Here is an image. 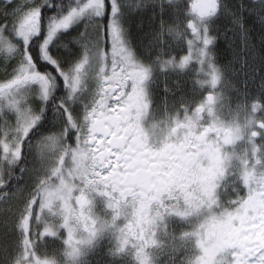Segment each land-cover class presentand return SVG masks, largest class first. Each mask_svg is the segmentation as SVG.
I'll list each match as a JSON object with an SVG mask.
<instances>
[{"label":"snow or ice","instance_id":"obj_1","mask_svg":"<svg viewBox=\"0 0 264 264\" xmlns=\"http://www.w3.org/2000/svg\"><path fill=\"white\" fill-rule=\"evenodd\" d=\"M251 2L258 7L0 0V61L8 62L0 83V190L19 221L5 264H87L104 239L112 257L134 255L136 264H159L165 254L168 264L178 254V264H264V116L256 115L264 105H240L222 118L224 98L215 90L223 72L213 52L221 15L243 41L246 13L264 26V0ZM148 13L154 28L141 50L128 25ZM184 42L188 54L174 55ZM191 63L202 77L195 83L212 91L195 108L183 94L155 107L157 77L185 73ZM163 90L175 95L167 83ZM226 179L243 194L224 206L217 190ZM95 195L104 197L107 216L94 211ZM168 217L186 229L169 232ZM61 237L46 254L49 238Z\"/></svg>","mask_w":264,"mask_h":264},{"label":"rangeland","instance_id":"obj_2","mask_svg":"<svg viewBox=\"0 0 264 264\" xmlns=\"http://www.w3.org/2000/svg\"><path fill=\"white\" fill-rule=\"evenodd\" d=\"M30 3L31 0H17L18 4ZM227 2L233 6L240 2H243L246 6L258 7L253 5L251 0H227ZM151 13L147 15L136 16L134 19L129 21V31L131 33L130 39L133 41L135 46H138L143 50L144 46L148 45L151 40V34L153 32V23L149 19ZM247 28V40L243 41L241 38L240 29L230 23L228 17L221 15L216 20L214 25L217 31L213 32V35H219L213 52L217 65L222 69L223 82L218 85L215 90L217 93L223 96V110L221 113L222 118L227 117L229 113L234 114L238 106L247 104L250 106L252 103H259L264 105V88L261 87L264 82V26H262L255 15L245 14ZM81 25L75 26L71 31V36L68 39L77 35V31ZM227 31V39H225L223 33ZM57 51H61L57 49ZM78 51V49H77ZM173 54L187 55L188 45L186 42L174 47ZM66 62V61H64ZM7 61H0V83L6 81L4 75ZM197 64L191 63L189 69L185 73L176 75L169 74L166 79L157 77L155 84L152 87V96L154 105L157 108L162 106L165 97L169 103L177 99L181 94L184 95L186 100L191 103V107L195 108L200 101H202L212 91L211 87L205 85L201 87L196 84L195 81L201 79L196 73ZM7 71H11L10 68ZM164 83H167L170 89L175 91V95L164 92ZM177 83L180 84V88L177 90ZM257 117L264 116V108L258 109L256 113ZM260 143L259 137L257 138V144ZM38 158V153L36 154ZM31 166V165H30ZM239 186V185H237ZM240 187V186H239ZM223 194V192H222ZM218 202L224 206L225 201L223 197L219 196ZM13 203L6 201L4 198L0 200V264H5L6 256L14 255L15 245L18 240V213L15 211H7L8 205ZM13 207L15 205L13 204ZM106 205L103 202L101 195L94 197L93 209L94 211L103 216ZM37 211L39 208L37 207ZM31 224H36L33 218ZM168 231L175 232L177 235L180 231L186 229V224L180 221L176 217L167 218ZM40 230H43L41 225ZM66 235V234H65ZM49 238V246L47 249L48 255H51V249L53 247L59 248L61 241ZM111 242L108 239L102 240L97 247L89 253L87 257V264H136L134 257H112L110 255ZM62 250V249H61ZM43 258V255H41ZM159 264H168L169 256L167 254L161 255L159 258ZM175 259V258H173ZM181 259L178 254L176 257L177 264ZM186 259V257H185Z\"/></svg>","mask_w":264,"mask_h":264},{"label":"trees","instance_id":"obj_3","mask_svg":"<svg viewBox=\"0 0 264 264\" xmlns=\"http://www.w3.org/2000/svg\"><path fill=\"white\" fill-rule=\"evenodd\" d=\"M49 11H51V9ZM5 191L6 190H0V200H2L4 198V192Z\"/></svg>","mask_w":264,"mask_h":264},{"label":"flooded vegetation","instance_id":"obj_4","mask_svg":"<svg viewBox=\"0 0 264 264\" xmlns=\"http://www.w3.org/2000/svg\"><path fill=\"white\" fill-rule=\"evenodd\" d=\"M155 106V105H154ZM98 195H95V197H97ZM103 202H104V197L101 195ZM105 203V202H104ZM105 212L108 214L109 213V209H107V207L105 208Z\"/></svg>","mask_w":264,"mask_h":264}]
</instances>
